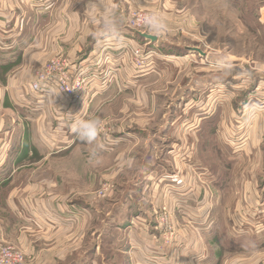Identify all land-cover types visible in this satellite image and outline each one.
Segmentation results:
<instances>
[{
  "label": "rangeland",
  "instance_id": "1",
  "mask_svg": "<svg viewBox=\"0 0 264 264\" xmlns=\"http://www.w3.org/2000/svg\"><path fill=\"white\" fill-rule=\"evenodd\" d=\"M96 2L95 9L89 7V0L53 3V13L56 10L62 17L51 19L48 27L56 35L54 42L64 48L49 49V57L33 72L29 84L36 82L39 71H48L50 62H71L73 52L85 51L97 34H108L103 32L106 11L117 21L116 31L131 30L137 46L146 45L150 52L144 69L136 70L131 63L132 71L157 75L134 84L123 105L115 106L114 116L106 115L105 110L114 97H103L88 107L84 119L101 122L99 138L92 144L81 141L72 128H66V157L53 158L50 166L57 168L65 163L66 174L60 178L64 197L56 203L66 209L67 216L76 212L78 225L54 235L46 227H25L9 210H4L1 202L14 188H22L28 182L47 185L43 181L48 177L24 174L0 190V247L19 251L25 264H40L44 254H56L59 247L63 256L55 264H105L110 251L119 246L125 255L116 257L114 262L128 264L125 249L130 226L123 222L144 211L146 218L154 222L157 234L158 256L153 259L160 258L164 264H197L190 256V262L181 258L170 261L178 247L187 249V257L199 250L203 257L199 264H264V148L253 142V137L264 136L258 125L264 121V23L258 21L261 10L264 15V0H127V9L119 10L121 3L112 7L105 0ZM175 10L185 16L177 15ZM134 13L158 14L167 30L156 34L148 26L144 31L130 29L128 20ZM175 18L179 27H184L172 32L169 25L175 24ZM151 33L159 40V52L150 47L148 40L143 41L141 34ZM159 53L186 57L162 58ZM221 58H226L231 67H220ZM53 78L50 75L48 79ZM82 78L78 91L81 99L84 97L81 102L60 95L71 103H82L85 89L89 88L86 73ZM209 81L211 85L212 81H222V91L209 87ZM221 94L226 96L221 104L226 109L223 118L227 128L221 127L218 133L220 113L218 109L212 113V109ZM209 115L210 129L199 126ZM244 120L255 122L253 128L241 127L239 122ZM52 135L57 136L50 130L49 147L54 144ZM240 137L247 139L241 151L240 142L236 141ZM74 155L82 157L74 161ZM35 159L19 161L18 166H32ZM148 173L156 185L143 180ZM140 181L143 184L138 186ZM151 186L152 191L148 192ZM131 188H138L133 190V200L128 193ZM141 191L144 199L140 198ZM152 192H157L155 208L147 207L149 202L152 204L150 199L148 202ZM107 218L121 223L115 226L118 229L110 226V221L107 225ZM196 218L198 227L192 224ZM102 225L107 231L95 239L92 233L98 234ZM170 227L172 233L166 230ZM180 229L183 236L179 237ZM221 233L226 236L223 242H227V247L218 239ZM252 236L258 241L249 248L241 240ZM96 246L91 257L90 250Z\"/></svg>",
  "mask_w": 264,
  "mask_h": 264
},
{
  "label": "crops",
  "instance_id": "2",
  "mask_svg": "<svg viewBox=\"0 0 264 264\" xmlns=\"http://www.w3.org/2000/svg\"><path fill=\"white\" fill-rule=\"evenodd\" d=\"M58 1L0 0V190L8 181L12 180L11 183H15L24 174L32 178L48 177L47 180L43 181L47 184L45 187L44 184L40 186L35 184V182H28L22 188H14L6 199H4L5 197L3 198L4 201L3 203L1 202V207L4 210H9L12 217L23 223L25 227L37 230H42L46 227L50 230L52 229L54 235L61 234V229L64 232L69 228H73L79 216H67L66 214L69 213L66 212V209L56 203L64 197L63 180H60V178L66 174L65 163L57 165V168L50 166V161H53V158L66 157L65 152L68 149L66 143L69 142L66 128H72L76 120L84 119L88 107H93L103 97L104 99L114 97L105 106L106 115L114 116L116 112L115 106L120 103L123 105L124 100L127 99L125 97H128L132 90V86L135 87L141 82L144 83L146 79L152 77L151 75H157L148 71L139 74H135L132 71L129 51L131 48L136 47L138 43L131 30L120 29V31L106 35L99 36L100 34H97L92 44L85 51L73 52L74 59L72 58L71 60L76 64L79 63L82 68L84 67L89 85L85 94L86 98L82 103L69 102L58 94L52 86H48V89H42L40 93H31L28 90V84L34 78L33 72L49 57V49L52 48L54 51H59L61 50L60 48H64L62 44L54 42L56 35L52 34L48 27L51 19L59 20L62 17L57 14L56 10L53 13L51 7L54 2L57 3ZM105 1L112 7L116 6V3H121L118 5V10L126 8L124 1L127 0ZM262 11H260L258 21L264 23ZM175 12L178 13L177 15L185 16V14H179V10H175ZM121 14L123 13H119V15ZM167 15L169 17V14ZM72 16L75 15L73 14ZM177 22L178 18H175V24L169 25V31L177 32L181 27H184V25L179 27ZM151 35L154 36L153 33ZM51 41H53L52 44ZM143 41L146 42L145 39ZM158 43L159 40L153 43L155 45L149 41L150 47L156 52L158 51ZM160 56L162 58L175 57L176 59H184L186 57L172 56V54H160ZM105 71H112V74L106 77L103 75L97 80L99 82L96 83V79L94 80L93 78ZM212 82L214 85H211L210 81L208 82L209 87L215 86V88H218L217 92L220 93L222 91L220 88L224 83L222 81ZM218 97L217 104L213 105L212 113L216 109L220 113V120L217 123V132L219 133L221 127L227 128V126L223 118L226 109L221 104L226 96L221 94ZM210 116L205 117L199 126L204 125L206 129H210L212 124ZM239 123L241 127L244 126L246 128L248 126L253 128L255 122L244 120ZM258 125L264 131V121H260ZM50 130H53L57 136L52 135L54 144L49 147L48 139L50 137L48 134ZM123 135L129 136L125 132ZM263 138L264 136L255 139L253 137V142H257L258 146L264 148ZM246 140L242 137L236 140L240 142L238 144L239 151H241ZM41 149H45V152ZM74 156V161L82 157L79 155ZM33 157L36 158V163H33L32 166L30 164H25L23 167L18 166L19 161L30 160ZM151 175L148 173L143 180L148 181L147 183L149 181L155 183L154 181L156 180L153 181V176ZM92 181L93 179L91 178V183ZM138 184L140 186L143 182L140 181ZM137 189L131 188L128 191L131 194L129 195L131 200L134 198L133 190ZM147 190L151 192L152 186ZM142 191L140 198L144 199L141 196ZM149 199L152 204H150ZM148 202L149 206L147 207H157V192H152V196H148ZM131 203L132 201H129V204ZM75 206L72 207L76 208ZM70 208L71 206L67 209ZM77 208L83 207L77 206ZM140 214H133L127 222H123L128 227L130 226L127 230L129 236L128 248L125 249L128 264H160L162 259H153L154 256H158L156 248L157 234L153 230L155 224L146 218L144 211L140 212ZM197 219L192 224L197 226ZM105 221L107 225H110L108 223L110 219L107 218ZM110 222H112L110 226L113 227L121 224L114 223V221ZM105 230L107 231L102 225L98 234H92L96 239L99 238V234L102 236ZM184 230L186 231V226H184ZM181 231L182 229H180L179 237L183 236ZM121 249L123 248H119V246L113 248L110 251V255L107 256V260H104L105 264H116L114 262L116 257L125 255V252ZM190 249H194V247ZM96 250L97 246L91 248V257L95 255ZM186 250L179 249V247L176 248L173 252L176 256H172L169 260L173 261L181 258L184 262H188L190 256L197 260V264H199L203 258L202 253L199 254L198 250L187 257ZM188 251L190 252L191 250L188 249ZM62 256L63 250L59 247L56 254L53 252L44 254L40 264H55L56 260L62 258Z\"/></svg>",
  "mask_w": 264,
  "mask_h": 264
},
{
  "label": "built area",
  "instance_id": "3",
  "mask_svg": "<svg viewBox=\"0 0 264 264\" xmlns=\"http://www.w3.org/2000/svg\"><path fill=\"white\" fill-rule=\"evenodd\" d=\"M146 16L149 15L146 13L132 14L131 18L128 20L130 29L143 30V28L147 27V25L143 22L144 17ZM145 47L146 45L136 46L131 48L129 51L131 57L130 61L136 70L140 69L142 71L144 69L145 61L150 57V52ZM83 68L79 63L76 64L65 59L60 61L55 60L54 62H50L47 66L48 71H39L41 73L36 75V82L29 84L28 90L31 93L36 94L39 93L42 86L48 87L49 84H52V87H54L58 94H63L64 96L72 99L73 102H81L84 97L81 99L80 95H78V91L81 90L82 85V81L79 78H82L83 74L86 73ZM111 72L112 71L101 72L93 79L98 80L103 75L106 77L107 75L112 74ZM50 75L54 76L52 80L48 79ZM82 79L85 82V79ZM86 89L85 92L87 91ZM72 215L77 216L78 214L74 212ZM165 222L169 225L168 221ZM166 230L172 233L171 227L166 228ZM0 255V264H25L24 257L20 254V252L13 250L12 248L0 247Z\"/></svg>",
  "mask_w": 264,
  "mask_h": 264
},
{
  "label": "clouds",
  "instance_id": "4",
  "mask_svg": "<svg viewBox=\"0 0 264 264\" xmlns=\"http://www.w3.org/2000/svg\"><path fill=\"white\" fill-rule=\"evenodd\" d=\"M89 7L95 9L97 7L96 0H89ZM144 24L147 25L150 31L160 34L167 30V25L162 17L158 14H152L144 17ZM117 28V21L110 11H106L103 17V32L114 33ZM220 67L230 68L231 65L226 63V58H221L218 62ZM101 122L98 119H78L72 125V131L77 135L81 141L89 144L97 141L99 138ZM102 147V145H101Z\"/></svg>",
  "mask_w": 264,
  "mask_h": 264
},
{
  "label": "trees",
  "instance_id": "5",
  "mask_svg": "<svg viewBox=\"0 0 264 264\" xmlns=\"http://www.w3.org/2000/svg\"><path fill=\"white\" fill-rule=\"evenodd\" d=\"M226 238V236H225V234H220V235H218V239H220L221 240V242L223 243V247L225 246V247H227V242H223V240H227V239H225ZM241 241H243V242H245L247 245H248V247L249 248H254L255 246H256V242L258 241V238L257 237H249V238H243V240H241Z\"/></svg>",
  "mask_w": 264,
  "mask_h": 264
},
{
  "label": "water",
  "instance_id": "6",
  "mask_svg": "<svg viewBox=\"0 0 264 264\" xmlns=\"http://www.w3.org/2000/svg\"><path fill=\"white\" fill-rule=\"evenodd\" d=\"M141 36L145 39V40H149L151 42H154L156 40L155 36H151L149 34H141Z\"/></svg>",
  "mask_w": 264,
  "mask_h": 264
}]
</instances>
